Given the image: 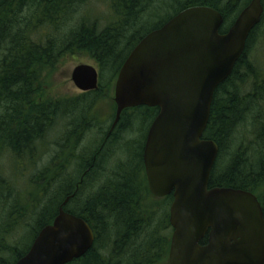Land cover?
I'll return each instance as SVG.
<instances>
[{
	"label": "trees",
	"instance_id": "16d2710c",
	"mask_svg": "<svg viewBox=\"0 0 264 264\" xmlns=\"http://www.w3.org/2000/svg\"><path fill=\"white\" fill-rule=\"evenodd\" d=\"M92 1L0 0V264L24 256L67 198L64 211L83 219L95 237L89 251L68 264H167L172 196L155 211L142 160L158 109L124 110L105 145L109 126L104 131L89 118L147 33L184 9L205 6L223 16V34L250 0H104L105 17L89 11ZM261 2L259 25L214 92L203 138L219 148L209 188L249 191L264 215V66L251 59L264 28ZM153 8L171 15L146 30ZM74 54L96 62L98 89L47 101L48 78ZM2 159L11 162L10 178L3 176Z\"/></svg>",
	"mask_w": 264,
	"mask_h": 264
},
{
	"label": "water",
	"instance_id": "95a60500",
	"mask_svg": "<svg viewBox=\"0 0 264 264\" xmlns=\"http://www.w3.org/2000/svg\"><path fill=\"white\" fill-rule=\"evenodd\" d=\"M262 14L261 0H250L222 34L217 10L184 9L141 38L117 74L111 130L124 110L158 109L142 159L151 195L172 196L167 264H264L261 205L249 191L209 188L219 148L203 138L214 92L232 73ZM71 81L81 92L98 88L89 65L75 67ZM68 200L14 264H68L89 251L94 233L64 211Z\"/></svg>",
	"mask_w": 264,
	"mask_h": 264
},
{
	"label": "rangeland",
	"instance_id": "374dc122",
	"mask_svg": "<svg viewBox=\"0 0 264 264\" xmlns=\"http://www.w3.org/2000/svg\"><path fill=\"white\" fill-rule=\"evenodd\" d=\"M88 9L94 14L95 13L98 14V16L100 17H105V15L109 13L107 9V2H104V0H96L95 2L92 1L89 4ZM170 15L171 12L168 11L167 8H153L151 13V18L147 24L146 30L153 28L158 22L164 21ZM261 29H262L261 30L262 34H260V39L254 46V49L252 51V55L254 56L251 59L254 62H256L255 64H257L259 67L262 68L264 66V30H263L264 28L261 27ZM80 65H89L94 67L98 71L96 62L90 59L87 55L74 54L71 57L68 56L60 63V65H58L55 72H53L48 78L45 87L46 94L44 95V98H47L46 99L47 101H51L57 99H71L81 95L82 92H80L71 81V74L73 69ZM113 96H114L113 86L104 89L102 95L100 96L99 100L97 101L94 107L93 115L89 118L90 121L96 123L98 127L101 125L104 131L107 129V126L109 125L110 119L113 115L112 112ZM107 120H109L108 124H106ZM134 127L136 128L135 129L136 135L134 136V138L137 139L138 136H140V134L138 133L140 130L137 129L138 125ZM92 131H93L92 134L95 133L97 134V130H92ZM87 137L89 143L92 137L91 136H87ZM50 138L51 136L48 139ZM3 158L6 159V157ZM2 163L4 165L3 176L6 178L7 177L10 178L12 176L10 169L11 162L9 160L2 159ZM73 169H71L69 172L71 176L74 175V172H72ZM151 199H152L151 201L154 204L156 203V205L154 206L155 211L158 212L159 210H161L163 206V201L162 202L160 201L161 199L164 198L152 197ZM152 216H154V214ZM157 219L158 217L154 216V220L156 221Z\"/></svg>",
	"mask_w": 264,
	"mask_h": 264
},
{
	"label": "flooded vegetation",
	"instance_id": "af4514ba",
	"mask_svg": "<svg viewBox=\"0 0 264 264\" xmlns=\"http://www.w3.org/2000/svg\"><path fill=\"white\" fill-rule=\"evenodd\" d=\"M97 73H98V76H99V72L97 71ZM98 81H99V77H98ZM94 91H96V90H94ZM89 92H91V91H89ZM84 93H87V92H84ZM84 93H82V94H84ZM102 95V94H101ZM113 105H114V103H113ZM122 114V113H121ZM121 117V116H120ZM114 119H115V110H114V112H113V115H112V117H111V119H110V123H109V127H108V130L106 131V135H105V137H104V141H103V145H105V143L108 141V139H109V137L111 136V134L113 133V131H114V129H115V127L111 130V128H112V125H113V122H114ZM154 120V119H153ZM108 121L109 120H107L106 121V124H108ZM153 122V121H152ZM151 122V123H152ZM117 125V124H116ZM101 126V125H100ZM150 126H151V124H150ZM150 126H149V128H150ZM102 127V126H101ZM149 128H148V130H149ZM148 130H147V133H148ZM147 133H146V136H147ZM146 136H145V140H146ZM143 137H144V135H143ZM145 140H144V145H145ZM102 145V146H103ZM102 146H101V148H102ZM143 150H144V146H143ZM142 156H143V151H142Z\"/></svg>",
	"mask_w": 264,
	"mask_h": 264
}]
</instances>
